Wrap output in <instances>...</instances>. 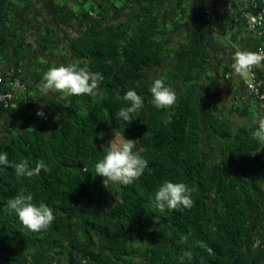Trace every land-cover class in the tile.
I'll use <instances>...</instances> for the list:
<instances>
[{"label": "trees", "instance_id": "trees-1", "mask_svg": "<svg viewBox=\"0 0 264 264\" xmlns=\"http://www.w3.org/2000/svg\"><path fill=\"white\" fill-rule=\"evenodd\" d=\"M41 1L58 27L46 26L40 37L54 62L42 64L37 79L60 65H76L102 79L96 95L66 99L23 98L12 87L7 106H0L26 123L11 142L0 143V153L30 167L43 160L50 169L28 179L0 165V264H264V146L252 135L257 124L235 127L207 108L211 134L203 142L194 83L178 91L169 109L152 103L155 79L174 89L173 70L163 64L173 52V34L187 21L181 2L139 12L132 32L127 12L144 0ZM5 4L0 0V42ZM14 62L18 74L20 64ZM129 89L144 99L131 122L118 116ZM43 101L60 114L53 125L37 121ZM124 136L137 142L134 151L148 168L133 185L108 190L94 164L111 140ZM165 181L194 188L193 207L162 214L154 198ZM21 193L53 210L49 229L31 232L8 211L7 201Z\"/></svg>", "mask_w": 264, "mask_h": 264}, {"label": "crops", "instance_id": "crops-1", "mask_svg": "<svg viewBox=\"0 0 264 264\" xmlns=\"http://www.w3.org/2000/svg\"><path fill=\"white\" fill-rule=\"evenodd\" d=\"M176 1L181 2L186 9L187 21L173 34L172 44L178 49L163 65L173 70V90L176 94L186 85H196L201 106L200 130L203 142L209 141L211 134L208 109H213L219 117L231 119L235 127L257 124L258 119L264 117V96L259 98L247 89V82L251 78L249 74L245 78L236 76L231 67L235 51H255L260 42V35L249 30L241 16L252 0H216L210 15L204 12L206 3L202 0H144L141 5L127 12L128 21L132 23L131 31H136L139 12L147 8L162 10L171 7ZM25 5L28 8L23 10ZM3 10L6 33L0 42V75L8 81L11 73H14L13 64L17 60L20 64L17 69L20 85L15 93L23 98L29 95L39 97L43 82V79H37L40 59L54 62L53 56L41 49L39 40L46 26L58 25L45 12L41 0H6ZM25 42H29L31 47L27 51H20L18 46ZM252 71L254 84L264 95V67ZM57 94L50 92L45 97L58 98ZM17 102L15 100L13 106L18 105ZM39 110L45 116H38L37 121L46 119L49 126L60 117L44 101L39 104ZM25 126L26 123L15 112L1 109L0 143L11 142Z\"/></svg>", "mask_w": 264, "mask_h": 264}, {"label": "clouds", "instance_id": "clouds-1", "mask_svg": "<svg viewBox=\"0 0 264 264\" xmlns=\"http://www.w3.org/2000/svg\"><path fill=\"white\" fill-rule=\"evenodd\" d=\"M231 59L234 74L245 78L253 69L264 67V49L237 50ZM101 79L100 73H92L76 65H60L48 69L39 90L42 95L59 92L69 96H94L98 93ZM249 88L255 91L251 85ZM150 92L153 98L152 103L157 109H169L177 100L175 91L167 86L163 79H155L150 85ZM123 99L127 102V106L119 110L118 116L122 118V121L131 122L139 116L140 110L144 107V99L133 89L126 91ZM37 115L45 116L42 110H38ZM256 123L257 126L252 133L253 138L264 146V117L258 119ZM136 145L137 142L134 139H128L125 136L111 140L106 154L94 164V174L103 177V186L106 189L111 190L113 184L124 187L133 185L144 174L148 168V161L134 151ZM0 165L12 167L18 177L28 179L38 176L41 170L50 171L43 160L36 161L35 167H30L26 160L10 162L7 153H0ZM85 171L88 170L85 169ZM193 191L195 189L184 182L165 181L155 192V206L162 214L166 210L191 209L194 205ZM33 200L32 194H18L7 201V209L9 212L16 213L22 225L31 232L49 229L55 220L53 210L44 202L37 205L33 203ZM186 239L185 237V241ZM198 244L209 253L212 252V249L203 241ZM184 256L189 260L192 258L190 251L185 252Z\"/></svg>", "mask_w": 264, "mask_h": 264}, {"label": "built area", "instance_id": "built-area-1", "mask_svg": "<svg viewBox=\"0 0 264 264\" xmlns=\"http://www.w3.org/2000/svg\"><path fill=\"white\" fill-rule=\"evenodd\" d=\"M206 3V7L204 12L207 15L211 14L212 7L216 0H202ZM246 27L249 30L256 31L260 35V42L256 47L255 51L260 49H264V0H252L251 7L247 10L243 11L241 14ZM0 30H1V20H0ZM18 74L11 73V76L14 78L12 80L5 81V77L0 75V106H7L9 99L12 97V87H16L20 85L19 79V70ZM250 80L247 82V89L254 95L259 98H262L264 95L260 93L259 89L254 84V72H250ZM6 83V84H5ZM249 85L255 89V91L250 90Z\"/></svg>", "mask_w": 264, "mask_h": 264}, {"label": "rangeland", "instance_id": "rangeland-1", "mask_svg": "<svg viewBox=\"0 0 264 264\" xmlns=\"http://www.w3.org/2000/svg\"><path fill=\"white\" fill-rule=\"evenodd\" d=\"M177 49H178V48H175V46H174V48H173V52L171 53V57H173V56L175 55ZM54 53H57V54H58V50L55 49V50H54ZM68 60H70V58H69ZM44 63H46V61L44 62L43 59L41 58V59H40V62H39V64H38V70L41 69L40 67H41V65L44 64ZM74 63H77L76 60H74ZM58 93H59V92H58ZM57 95L60 96V98H63V99H66V98L71 97V96L66 95V94H64V93H59V94H57ZM58 118H59V117H58ZM58 118H56V119H58Z\"/></svg>", "mask_w": 264, "mask_h": 264}]
</instances>
